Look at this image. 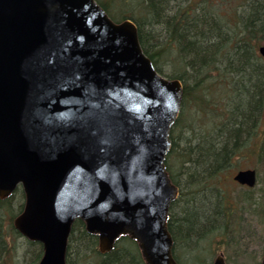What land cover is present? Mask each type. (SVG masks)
Instances as JSON below:
<instances>
[{
  "label": "water",
  "instance_id": "95a60500",
  "mask_svg": "<svg viewBox=\"0 0 264 264\" xmlns=\"http://www.w3.org/2000/svg\"><path fill=\"white\" fill-rule=\"evenodd\" d=\"M183 93L135 23L95 0H0V199L22 188L14 227L41 243L39 264H67L76 220L102 254L128 236L145 264H178L168 219L179 189L165 160ZM234 179L253 187L256 171Z\"/></svg>",
  "mask_w": 264,
  "mask_h": 264
},
{
  "label": "trees",
  "instance_id": "16d2710c",
  "mask_svg": "<svg viewBox=\"0 0 264 264\" xmlns=\"http://www.w3.org/2000/svg\"><path fill=\"white\" fill-rule=\"evenodd\" d=\"M96 1L114 21L131 19L137 25L141 47L156 70L164 77L180 80L184 87L181 113L170 135L168 157L173 158L166 160L170 178L180 190L168 220L176 259L177 247L179 253L189 255L186 264L198 260L204 251L209 257L215 252L210 249L211 243L218 238L225 248H234L235 234L238 241L243 238L245 225L253 223L243 216L240 220L245 224L234 220L238 212L225 207L224 188L217 178L237 155L258 142V152L264 157V139L259 141L264 113V56L259 52L264 45V0ZM165 63L172 64L171 70H163ZM184 129L191 132L186 138ZM175 131L177 140L184 139L181 146L173 140ZM16 195L17 189L9 199L0 200V254L8 249L1 228L7 212L12 219L10 228L17 233L13 218L23 204ZM262 197L254 199L250 195L245 206L260 215L259 223L264 220ZM14 203L19 204L17 212H13V206L17 207ZM36 244L30 243V248L35 245L31 255L36 252L37 258L33 261L27 256L28 264H36L42 257V247ZM67 261L145 264L137 243L129 237H121L113 251L102 255L98 237L90 235L79 220L72 227ZM229 262L238 263L231 258Z\"/></svg>",
  "mask_w": 264,
  "mask_h": 264
},
{
  "label": "rangeland",
  "instance_id": "374dc122",
  "mask_svg": "<svg viewBox=\"0 0 264 264\" xmlns=\"http://www.w3.org/2000/svg\"><path fill=\"white\" fill-rule=\"evenodd\" d=\"M164 71H169L172 68V64L165 63L162 66ZM228 83V82H226ZM230 87V86H228ZM214 117V112L212 114V118ZM205 125H208L207 122ZM259 133L261 134V137L259 141L263 138L264 139V113L263 116L260 120L259 124ZM191 134L190 130L184 129L182 131L183 137H187ZM178 135H176V131L174 132V142L180 144V146L184 143V139L182 138L177 140ZM258 145L250 146L247 149L243 150L239 155H237L236 158L233 159V161L228 165L227 168L223 172H221L220 177L217 178L218 184L224 188V194H225V207H229V209L234 207V210L238 212V216L234 215V220L236 222L245 224L243 221H241V217H245L246 219L249 220V223H253V225H245V229L243 232V238H238V234H235V241L233 242L234 248L227 249L225 246L221 243L222 240L220 241L219 238L217 241L211 243L212 246H210L211 251H215L214 253L210 254L208 257V252L204 251L201 253L200 257L198 260L190 261L192 262L191 264H203L205 260L206 264H213L215 258L223 254L225 257V260L227 264H261L263 252H264V220L259 223V216L254 215L251 211L245 208L247 204V197L250 195H254V199H261L262 196H264V157L262 158L261 156L263 155L262 153L258 152ZM173 156L168 157L167 161L171 160ZM248 169H254L257 171L258 174V182L254 188H247L243 187L240 184H238L233 178L235 175L238 173L240 170H248ZM209 190H204L210 191ZM213 191V190H212ZM221 193L223 191H220ZM210 193V192H208ZM215 193V191H214ZM16 197L21 199V204L24 205L25 198L23 196V192L20 188L17 189V195ZM179 197V195H178ZM263 198V197H262ZM256 199V200H257ZM263 200V199H262ZM227 204V205H226ZM233 204V206L231 205ZM15 206H13V212L18 210L19 204L14 203ZM244 207V208H243ZM231 208V209H232ZM15 209V210H14ZM243 210V211H242ZM17 212V211H16ZM17 214L15 215V217ZM262 216V214H261ZM14 217V218H15ZM13 218V221H14ZM2 232H4V237H6V241L8 244V249L4 252H1L0 254V264H28L27 256L32 257L33 261L37 258V253L32 254V251H35V245L34 248H30V243H33L27 238H25L22 235H18L17 233L12 232V229L10 228L11 226V214L7 212L6 214L3 215L2 218ZM239 228V227H238ZM225 240H230L228 238H224ZM211 241L209 240L207 243H210ZM35 244V243H34ZM38 243L36 244V247H38ZM210 251V252H211ZM140 252V250H139ZM176 252L178 254L177 258L179 260L180 264H186V261H189V255L182 253L180 251L179 253V247H177ZM174 253V249H173ZM141 255V253H140ZM181 256V258H180ZM28 257V259H29ZM73 257V256H72ZM235 259L238 263H231L229 260ZM182 259V260H180ZM39 262V261H38ZM38 262L36 264H38ZM189 262V263H190Z\"/></svg>",
  "mask_w": 264,
  "mask_h": 264
}]
</instances>
